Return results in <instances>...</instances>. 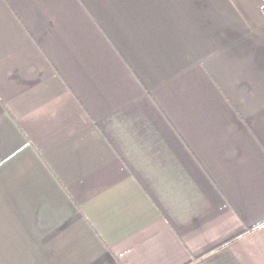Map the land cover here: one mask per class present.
Masks as SVG:
<instances>
[{
	"label": "crops",
	"instance_id": "0c3cea01",
	"mask_svg": "<svg viewBox=\"0 0 264 264\" xmlns=\"http://www.w3.org/2000/svg\"><path fill=\"white\" fill-rule=\"evenodd\" d=\"M0 264H264V0H0Z\"/></svg>",
	"mask_w": 264,
	"mask_h": 264
}]
</instances>
